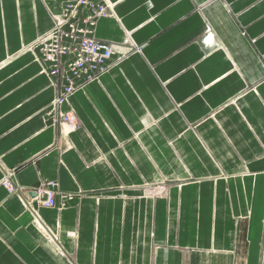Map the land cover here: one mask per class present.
<instances>
[{
	"label": "crops",
	"instance_id": "0c3cea01",
	"mask_svg": "<svg viewBox=\"0 0 264 264\" xmlns=\"http://www.w3.org/2000/svg\"><path fill=\"white\" fill-rule=\"evenodd\" d=\"M68 1L0 0V264H264V0H94L115 54L54 106Z\"/></svg>",
	"mask_w": 264,
	"mask_h": 264
},
{
	"label": "built area",
	"instance_id": "2783aa9c",
	"mask_svg": "<svg viewBox=\"0 0 264 264\" xmlns=\"http://www.w3.org/2000/svg\"><path fill=\"white\" fill-rule=\"evenodd\" d=\"M106 17V3L69 0L62 13L53 16L52 29L33 43L32 47L39 49V61L45 66L43 70L60 86L54 106L64 105L81 85L96 80L109 68V61L115 54L114 45L97 39L93 34L97 22ZM211 41L208 35L205 42ZM59 123L70 130L77 128V121L71 112H61ZM5 186L12 189L10 183ZM34 195L35 198L40 197L38 203L44 208L57 207L58 202L65 199L59 196L54 182L47 183ZM26 196V202L30 203L28 194Z\"/></svg>",
	"mask_w": 264,
	"mask_h": 264
},
{
	"label": "rangeland",
	"instance_id": "374dc122",
	"mask_svg": "<svg viewBox=\"0 0 264 264\" xmlns=\"http://www.w3.org/2000/svg\"><path fill=\"white\" fill-rule=\"evenodd\" d=\"M161 189H162L161 187H159V188L153 187V188H152V190H153L154 192H156V191H158V190H161ZM149 190H150V189H149ZM62 203H63V202H62ZM62 203H61V204H62Z\"/></svg>",
	"mask_w": 264,
	"mask_h": 264
},
{
	"label": "bare ground",
	"instance_id": "6f19581e",
	"mask_svg": "<svg viewBox=\"0 0 264 264\" xmlns=\"http://www.w3.org/2000/svg\"><path fill=\"white\" fill-rule=\"evenodd\" d=\"M52 82H54V81H52Z\"/></svg>",
	"mask_w": 264,
	"mask_h": 264
}]
</instances>
